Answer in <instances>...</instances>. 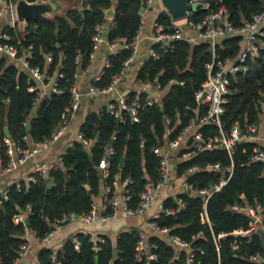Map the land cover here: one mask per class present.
I'll use <instances>...</instances> for the list:
<instances>
[{"label":"trees","instance_id":"16d2710c","mask_svg":"<svg viewBox=\"0 0 264 264\" xmlns=\"http://www.w3.org/2000/svg\"><path fill=\"white\" fill-rule=\"evenodd\" d=\"M141 1L86 0L88 7L70 6L60 14L30 18L21 32L4 26L11 34V42L16 45L18 53L30 46L27 56L30 66H38L47 75L53 72L60 75L55 80L59 92H50L33 108L37 88L29 90L28 87L36 86V81L24 69L5 57L0 58V139L4 136V125L11 138L28 134L36 141L48 136L60 122L63 108L70 102L69 89L74 84V74L89 63L94 25L106 21L105 10L113 5L110 24L104 29L103 37L107 42L114 39L128 42L138 27L137 11ZM201 1L208 3V7L196 9L189 18L198 20L211 9L223 5L231 23L240 25L264 9V0ZM156 20L168 26L167 29L172 28L169 15L164 10L156 14ZM240 42L239 36L218 38L214 45L215 59L235 56ZM151 46L158 55L145 54L135 62L133 77L135 80H156L161 88H165L158 103L139 107L137 121H131L126 113L124 120L118 121L103 103L96 110H87L77 131L91 140L89 145L72 139L61 154L60 162L48 169L46 179L34 174V181L21 179L9 184L5 189L6 197L0 193V264H12L18 245L24 240L23 226L20 222L13 223L12 216L23 210L26 204L30 205L26 216L27 228L36 237L49 231L50 223L61 213L87 211L92 197L100 188L97 163L107 144L112 149L107 180L114 173H118L120 178H129L127 187L131 204H134L143 183L157 178L158 159L152 147L162 143L166 128H172L171 137L204 112V106L195 103L194 92L205 78V64L212 60L209 43L177 39L173 41V47L165 51L158 50L156 43ZM47 53L51 55L48 62L45 61ZM104 53L107 65L102 67L97 79L90 80L98 87L109 82L122 60L129 55V49L119 46L113 51L105 49ZM246 64V69L229 76V91L225 95V110L221 115L225 133L235 122L244 128L259 120L258 98L264 89V48L257 55L248 56ZM127 94L128 99L133 98L136 91L130 90ZM138 98L142 102L144 94L138 93ZM164 118L169 122L165 123ZM27 119L28 131L24 125ZM197 129L204 139L218 134L217 127L208 123L199 125ZM254 145L251 140H242L235 144L230 156L223 147L204 148L183 159L178 158L183 149L175 152L174 175L186 176L185 180L193 188L209 189L219 182L221 176L229 174L225 183L212 191L205 202L199 194L178 192L175 196L184 201V206L174 214L160 212L155 218L159 225L169 227L171 233L190 243L197 264H263L250 258L262 250L247 215L230 208L233 203H259L262 206L261 223L264 224V163L250 159ZM121 157L123 164L119 168ZM0 158L4 166L3 145ZM208 162H218L222 170L204 169ZM193 165L200 169L185 174L186 169ZM47 180H51L50 186H46ZM173 204L172 196L162 200V207ZM202 211L208 222L200 221ZM239 229L242 232H236ZM197 232L200 233L197 235ZM75 236L79 241L78 248L71 238L56 250L40 246L36 253L38 262L33 264H182L184 261L183 254L174 259L172 247L158 235L149 237L155 243L152 248L155 258L137 260L134 255L137 231L134 227L118 231L114 242L102 234L103 242L99 243L97 250L91 248L92 243L86 234L77 233ZM113 249H116L115 257L112 256Z\"/></svg>","mask_w":264,"mask_h":264},{"label":"built area","instance_id":"2783aa9c","mask_svg":"<svg viewBox=\"0 0 264 264\" xmlns=\"http://www.w3.org/2000/svg\"><path fill=\"white\" fill-rule=\"evenodd\" d=\"M154 1L159 0L141 1V5L137 11L139 14L138 27L135 34L128 42H124L121 39H114L111 42H107L103 37L104 29L110 24L111 15L105 14L106 21L94 25L92 52L90 53L89 61L93 52L99 50L101 47L106 49V51H113L119 46L126 47L129 49V55L122 60L119 69L111 75L109 82L105 86L98 87L90 82L86 90L80 92L75 87L74 81V84L69 89L71 96L70 102L63 108L60 122L48 136L36 141L32 140L28 134H23L15 138L2 136L0 139V147L2 145L4 146L6 156L2 171L9 172L16 169L36 153L50 147L56 140L64 135L69 130L70 122L79 107L82 97L87 98L105 95L107 97L103 102L105 109L116 117L118 121L124 120L125 113L131 121H137V109L143 105L158 103L165 88H161L156 80H135V88L130 90H135L136 95L128 99L127 93L130 90L118 92L116 87L128 74L135 62L142 58L143 55L148 54L154 57L158 55L157 50L151 46L155 43L157 44L158 50L162 51L173 47V41L177 39H184L191 43L196 41H207L209 43L212 52V60L205 64V78L194 92L195 103L198 106H204V112L192 118L171 137L170 133L172 128H166L162 143L152 147V151L158 159L157 178L155 180H146L143 183L134 204H131V194L127 187L130 182L129 178H120L118 173H114L111 179L109 181L107 180L109 177V157L112 153L111 147H107V145L104 147V152L97 163V170L102 183V191L99 195L100 205H96L94 201H91L88 210L83 213L75 214L73 212H63L50 223L49 231L41 237H36L32 231L28 230L23 222V219L26 218L27 213L30 211V205L26 204L23 210L12 216L13 223L20 222L22 224L24 235V240L18 245L16 256L12 264H17L19 259L30 251L31 243L28 238L30 235L35 236L38 241L45 243L52 235L53 230L59 229L65 222L78 221L83 224L102 227L110 221H115L127 216L142 215L148 209L155 196L162 189L169 186V179L174 175L173 167L174 161L177 158L175 155L176 151L183 149L178 157L179 159H183L204 148L223 147L230 156L234 151L235 144L242 140H261L264 142V89L260 92V97L258 98L261 126H259L258 121L256 123H249L243 128L235 122L229 127L227 133L222 130L221 126V115L225 110V95L229 91V76L233 75L236 71L246 69L247 57L257 55L259 50L264 48V40L262 39L264 36V9L252 14L250 20H245L240 25H234L228 19V13L223 5H218L216 8L211 9L198 20L189 18L191 13L196 9L207 8L208 3H204L201 0H188L191 3H200V5L195 9L188 10L186 16L178 20L171 19L168 12L162 7V10L169 15L172 28L167 29L168 26L158 22L155 16L148 21L149 29L143 34L142 28L146 23L145 12L153 5ZM15 3L16 0H0V19L3 21L0 27V58L5 57L9 62L14 63L20 69H24L30 77L36 81V86L31 85L28 87L29 90H33L35 87L37 88L36 96L33 99L34 108L37 107L40 100L48 96L50 92H59L55 80L60 74L53 72L52 75H47L43 70L39 69L38 66H30L27 60V56L29 55L28 48L30 46L24 47L22 52L18 53L16 45L11 42V34L3 27L8 26L11 27L14 32H21L26 22L18 20L15 12ZM79 4L80 7H82V5L88 7L86 0H79ZM180 20L183 22L174 24V22ZM224 36H239L241 41L240 49L238 53L231 58L226 57L222 60L215 59L213 54L215 42L218 38ZM143 43L145 45L142 51L141 45ZM50 56V53L45 55L46 62L50 61ZM88 64L85 68L79 69L74 74V77L76 78L78 73L86 72ZM104 65H107L106 58L103 66ZM100 72L101 70L97 74L91 76V79H97ZM44 80H46V82H44ZM169 82H171V80ZM138 93L144 94L142 102L138 98ZM176 119L177 122H179L178 113L176 114ZM164 120L165 123L169 122L168 118H164ZM204 123L215 125L218 129V134L213 137L202 138L197 127ZM111 138L113 139V136ZM72 139H77L84 145H89L91 142L90 139H85L80 132L76 131L74 136L67 142L65 148ZM63 151L52 161L36 162L25 179L34 181L36 179L34 174L46 179L48 177V169L60 162ZM250 159L264 163V146L255 144L252 147ZM197 169H200V167L194 165L190 166L186 169L185 174H190ZM204 169L215 172L222 170L218 162H208L205 164ZM228 176L229 174L226 177L221 176L219 182L209 189L193 188L185 179L178 183V185L180 187V192L186 191V188L189 187L193 191V194L201 195L205 202L212 191L218 189L219 186L225 183ZM1 195L2 197H6L5 191ZM172 197L174 198V204L168 207H162L161 202L159 211L153 213L151 217L146 220V229L136 228L137 240L135 243L134 255L137 260L147 261L155 258V254L152 251V248L155 247V243L153 240H150L149 237L151 235H158L172 247L174 259H177L183 254L184 261L182 264H197L194 261V250L191 248L190 243L171 233L169 227L159 225L155 221V218L159 216L160 212L174 214L184 206V201L181 198L175 195H172ZM230 208L245 213L251 227L254 228L259 225L264 230V224L261 223L262 206L259 203H233L230 205ZM200 221L208 222L204 211L200 213ZM236 232H242V230L239 229L236 230ZM199 233L200 232H197V235ZM84 234H86L89 241H91V248L97 250L99 248V243L103 242L102 234ZM219 235H221V233H219ZM70 238L75 248H78L79 241L76 236L73 235ZM250 258L264 264L262 261L263 253L256 252L251 255ZM35 262H38L36 256L34 259V263Z\"/></svg>","mask_w":264,"mask_h":264},{"label":"crops","instance_id":"0c3cea01","mask_svg":"<svg viewBox=\"0 0 264 264\" xmlns=\"http://www.w3.org/2000/svg\"><path fill=\"white\" fill-rule=\"evenodd\" d=\"M54 3V10L52 13H46V16H51L55 13L60 14L63 13V11L70 6H76L80 7L79 0H52ZM159 2V1H158ZM161 3L159 2L158 9L155 10V12H152L153 5L147 9L145 12V18L146 23L144 24L142 28V33H146L149 29V23L150 19L152 17H155L156 14L162 10ZM181 22L176 21L174 24H179ZM3 21L0 19V27L2 26ZM144 43L141 45V49L143 51L144 49ZM104 48H100L99 50H96L93 52V55L91 56V59L89 61L87 71L83 73H78L75 78V87L80 91L84 92L90 83L91 76L94 74H97L105 61V53ZM134 66L131 68V70L128 72V74L118 83L116 90L118 92H126L130 89L135 88V79L133 77V70ZM82 97L79 103V107L74 114L69 130L62 135L58 140H56L50 147L36 153L34 156H32L28 161H26L24 164H21L16 169L9 171V172H3L2 171V165H1V158H0V193L2 194L7 186L11 183H15L18 180H26V176L28 173L31 172L34 164L36 162H49L55 159V157L63 151L65 148L67 142L74 136L75 132L78 129V126L80 122L82 121L83 116L85 115L87 110H96L100 107V105L104 102L107 97L105 95H100V97ZM96 104L94 106L95 108H91L90 105ZM261 115L259 114V126H261L260 123ZM255 144L264 146V142L261 140L253 141ZM177 176L173 175L171 179H169L170 184L169 186L162 189L153 199L148 209L142 214V215H133V216H127L125 218H121L115 221H110L109 223L105 224L102 227L93 226V225H87L80 223L78 221H71V222H65L59 229L53 230L52 235L49 237V239L42 243L38 241L35 236L30 235L28 238L31 243L30 251L21 259H19L17 264H33L34 259L37 253V250L40 246H47L51 248L52 250H56L59 248L62 243L71 236L77 234V233H91V234H104L107 235L112 242L115 240V235L118 231L122 229H128L131 227L134 228H145V222L146 220L151 217V215L155 212L159 211V206L162 200L167 196L176 195L178 192H180V187L178 183L183 181L186 176H179L181 178H175ZM102 191V183L100 184L99 191L96 195L92 197V201L96 203V205H100V192ZM254 229V228H253ZM148 230V229H147Z\"/></svg>","mask_w":264,"mask_h":264},{"label":"water","instance_id":"95a60500","mask_svg":"<svg viewBox=\"0 0 264 264\" xmlns=\"http://www.w3.org/2000/svg\"><path fill=\"white\" fill-rule=\"evenodd\" d=\"M162 7L168 12L171 19L178 20L182 17H185L188 10L195 9L200 5V3H191L188 0H159ZM54 10V3L52 0H36L33 2H28L27 0H16L15 3V12L17 15L18 20L20 21H27L30 18L36 17L38 15H44L46 13H52ZM113 13V5H110L106 10V15H112ZM196 122V121H195ZM25 130H29V120L27 119L25 121ZM3 133L4 136L10 137V134L8 132L7 126H3ZM109 144H107V147ZM123 164V157L119 160V168L122 167ZM51 185V180L46 181V186ZM187 194H193V191L191 188H186ZM24 224L27 226L28 221L26 218L23 219ZM254 232L258 235L260 247L263 253V259L264 262V230L262 227L255 226ZM116 255V249H113L112 256L115 257ZM96 260V256H95Z\"/></svg>","mask_w":264,"mask_h":264},{"label":"rangeland","instance_id":"374dc122","mask_svg":"<svg viewBox=\"0 0 264 264\" xmlns=\"http://www.w3.org/2000/svg\"><path fill=\"white\" fill-rule=\"evenodd\" d=\"M158 7H159V2L158 1H154V3H153V10H152V12H155V10L156 9H158ZM179 22H183L182 20H180ZM97 98L98 97H100V96H96ZM96 98V99H97ZM98 100V99H97ZM91 106V108H95L94 106H96V104H94V105H90ZM94 110V109H93ZM175 178H177V177H175ZM178 178H181V177H178Z\"/></svg>","mask_w":264,"mask_h":264}]
</instances>
